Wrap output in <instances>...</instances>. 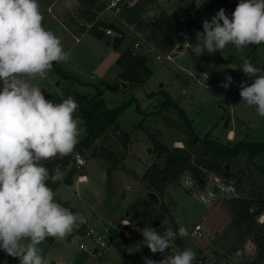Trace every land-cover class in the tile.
<instances>
[{
  "label": "rangeland",
  "instance_id": "1",
  "mask_svg": "<svg viewBox=\"0 0 264 264\" xmlns=\"http://www.w3.org/2000/svg\"><path fill=\"white\" fill-rule=\"evenodd\" d=\"M113 1L117 2L101 0L105 9L97 13L96 8L85 6L80 0H38L44 27L60 38L64 50L69 53L67 61L59 62L57 68L60 73L73 78H63L59 72L53 71V67L44 78L37 76L31 83L41 88L45 98L56 101L59 97L65 99L71 96L75 99L73 94L76 92L92 98L100 91L110 109L135 99L119 118L118 127L113 126L109 135L97 142L99 146L119 153L125 169L114 172L109 182L107 170L111 166L110 161L104 158L92 159L91 151L87 157L77 155L67 169L55 170V175L60 177L56 181L60 183L55 192L56 197L72 212H79L86 218L84 232L94 230L96 233L110 235L123 232L138 238L142 236L140 230L148 226L158 232L162 230L160 233H163L166 228L177 231L181 225L190 228L202 223L206 234L204 238L177 236L173 248L178 252L191 248L196 253L197 261L203 259L205 264H209L210 260L216 261V264H264V260L258 258L256 242L251 235L244 244L236 245L238 232L232 229L233 215L226 206L227 200L214 205L211 202L204 203L198 199L197 194L182 185L185 175L180 185L168 186L162 195L148 180L142 178L154 163L163 162L155 151V140L170 148L182 149L189 138L186 128L190 127L186 119L181 118L173 106L163 109L165 102L177 104L185 112L186 118L192 121V130L200 138L209 133L211 139L228 145H234L239 140L264 141V117L257 114L255 107L243 103L241 96L236 97L221 86L226 83V76H231L233 82L240 85L242 82L250 85L252 78L241 69L232 70L227 66L231 64L240 67L243 59H248L255 67L264 70V46L249 45L237 51L234 45L229 44L222 52L205 53L202 58L199 57L205 60L209 58L211 67L222 79L218 83L210 72L206 73L208 78H205L204 72L195 66L191 46L187 44L197 40V32H203L204 19L210 21L223 8L213 4L216 0H198L201 5L199 8L196 2L193 4L203 17L194 28L182 32L183 38L169 52L149 42L147 37L150 30H144V27L162 15L170 16L178 12L181 0H150L143 12V29L131 26L125 20V7H132L139 0H122L120 11L113 9ZM228 1L233 3L234 8L239 2ZM225 12L231 18L232 13L226 9ZM93 16L95 21L89 23V18ZM99 21L104 22L108 28L123 31L125 39L119 48H115L113 41L106 35L104 39L94 35V24ZM105 29L107 27L99 28L101 32H105ZM136 41H140L141 46L135 50L133 46ZM126 49L134 50L138 56H146L153 75L144 85L134 88H129V83H125L126 88L119 85L120 69L117 60ZM170 53L173 61L157 60L158 55ZM74 115L80 127L85 130L78 108ZM231 130L236 132L238 141L227 140ZM123 132H127L130 138L126 148ZM85 134L86 131L79 137V141ZM189 149L198 152L201 146ZM66 156L58 155L54 158ZM74 168L77 171L70 178L72 185L69 186V173ZM232 170L240 174L235 181L243 179L241 189L244 194L249 193L251 186L264 187V153L252 162L247 155H240L234 161ZM84 178L86 181H83ZM151 194L155 196L151 197ZM143 201L151 203L144 215L147 222L137 225V215H143L145 206L133 205ZM162 205L168 211H164ZM80 241V235H68L60 240L54 239L53 242L45 240L38 247L48 264H130L115 244L109 242L105 251L101 252L102 255L98 256L92 254L94 243L91 238L83 239L88 251L79 249ZM139 251L140 246L136 245L129 249L128 254ZM172 251L170 248L164 253L154 254L150 250L145 257L159 264ZM0 264H5L1 253Z\"/></svg>",
  "mask_w": 264,
  "mask_h": 264
},
{
  "label": "clouds",
  "instance_id": "2",
  "mask_svg": "<svg viewBox=\"0 0 264 264\" xmlns=\"http://www.w3.org/2000/svg\"><path fill=\"white\" fill-rule=\"evenodd\" d=\"M196 6L199 8L198 0ZM203 32L191 46L193 54L222 52L229 44L241 51L249 45L264 44V0H239L231 18L221 8L209 21L204 19ZM69 53L61 40L43 25L38 0H0V250L18 258L19 264H48L38 247L47 238L63 239L86 218L56 201L48 186L60 177L49 173L42 161L73 153L85 131L75 118L76 100L69 96L60 103L46 99L41 88L31 83L44 78L53 63L67 61ZM252 78L242 82V102L255 107L264 117V70L243 59L240 67ZM233 82L226 76L228 88ZM234 181L219 184L221 192H234ZM210 198L215 194L208 192ZM141 231L152 253L172 249L159 264H199L191 248L176 251L177 236H188L186 227L163 233L153 227ZM145 264H158L144 258Z\"/></svg>",
  "mask_w": 264,
  "mask_h": 264
},
{
  "label": "trees",
  "instance_id": "3",
  "mask_svg": "<svg viewBox=\"0 0 264 264\" xmlns=\"http://www.w3.org/2000/svg\"><path fill=\"white\" fill-rule=\"evenodd\" d=\"M85 6L96 8L97 13L102 12L105 6L101 4V0H80ZM196 0H181L182 5L178 12L172 15H162L156 20L146 24L144 30L149 29L150 35L147 37L149 42L156 45L158 48L166 51H172L178 44L179 40L183 38V31L188 32L194 28L197 22L203 17L199 10L195 9L193 4ZM150 3V0H139L132 7H125V20L127 24L131 26H137L138 29H143L144 20L143 12L144 8ZM214 5H219L224 9L233 13L235 8L232 2L228 0H216ZM95 21V16L89 18V23ZM101 26L109 27L104 22H97L94 24V35L99 39H104L106 33L101 32L99 28ZM84 29V28H83ZM123 40L113 41L115 48H119L122 45ZM196 40H192L194 44ZM264 46V44H261ZM205 55V54H204ZM192 58L195 60V66L204 73L210 72L213 75V79L216 82H222L220 76L211 67V61L209 58L199 59V56L192 53ZM202 58V57H201ZM204 58V57H203ZM118 69H120L119 81L122 83H129V88L138 87L147 83L153 75L152 70L148 67V61L146 56H138L136 52L130 49L123 51L122 55L117 60ZM58 63H53V71L59 72ZM60 73V72H59ZM63 78H71L64 73H60ZM122 81V82H121ZM116 86L115 88H117ZM76 102L78 103V109L83 118V126L86 134L82 140H80L73 151L64 158H54L46 161H42L43 165L49 170L50 175L55 174L57 168L67 169L73 157L75 156H86L91 151V158L94 160H100L102 158L110 161L111 166L107 170L108 181L112 180L113 173L118 170H124L125 166L121 155L116 151L109 150L105 146H99V140L109 135L113 126L118 127V121L125 110L130 107L135 99H130L124 102L119 107L110 109L106 106L103 99V93L98 92L92 98H87L85 95L80 93H74ZM153 94L150 95V97ZM69 97V96H67ZM66 97V98H67ZM63 98L59 97L56 99L57 102H62ZM170 106L177 108L181 118L186 119V124L190 128H186V134L188 135V141L185 148H170L159 140H155V151L158 158L163 159L162 163H154L142 176L143 179L148 180L150 185L154 187L162 195L164 190L168 186H178L182 182L184 175L192 174L195 176H201L204 171L219 174L228 181L237 179L240 174L232 170L234 161L240 155H247L248 159L252 162L261 153H264V142H250L241 140L234 145L223 144L217 140L211 139L209 133L204 137L200 138L192 130V121L186 118L185 112L178 108L177 104L164 103L162 108L167 109ZM139 111V104L137 107ZM124 147H127L129 142V134L123 132ZM98 142V143H97ZM98 145V146H97ZM201 146L200 151L192 152L189 148L195 146ZM89 157V156H88ZM77 171L74 168L69 173L68 185H72L70 178ZM236 185L241 189L243 185V179L239 178L235 181ZM48 186L53 189L54 192L59 188L60 183H53L50 179L48 180ZM56 201L65 205L55 197ZM226 206L233 215V231L237 233V246L242 245L246 242L248 236H252L256 242L258 249L259 260H264V224L258 223V217L264 212V187L251 189L246 197L243 199L228 198L226 199ZM151 203L148 201L139 202L133 206H145L143 215L138 214V223L140 225L143 222H147L144 219V215L148 212ZM164 211L168 209L162 205ZM256 207L255 214H251V209ZM85 224L80 225L76 228L69 237L76 235H82L85 232ZM160 230L159 232H161ZM114 239L112 244H115L117 248L125 254L130 264H143V258L146 253L150 251L145 246L144 237L138 236L134 238L132 236L127 237L123 232H115L113 234ZM47 241L53 242V238H47ZM140 246V251L134 254H128L130 248L134 246ZM7 256L8 264H19L18 258Z\"/></svg>",
  "mask_w": 264,
  "mask_h": 264
},
{
  "label": "built area",
  "instance_id": "4",
  "mask_svg": "<svg viewBox=\"0 0 264 264\" xmlns=\"http://www.w3.org/2000/svg\"><path fill=\"white\" fill-rule=\"evenodd\" d=\"M120 3L122 4V0H117L113 1V9L120 11ZM106 33V37L109 38L112 41L115 40H124L125 39V34L123 31L120 29H113V28H107L104 30ZM141 46L140 41H136V43L133 46V49H139ZM134 51V50H133ZM135 52V51H134ZM157 60H166V61H173L172 54H167V55H158ZM205 78H208V75L206 73L203 74ZM232 95L239 97L240 96V84L238 82H232L230 86L227 88ZM54 103H59L55 100H52ZM233 181V180H231ZM227 179H225L223 176L211 172L204 171L203 174L199 176H195L192 174L185 175L182 185H184L185 188L190 189L193 191L195 194H197V197L199 200L203 201L204 203H210L212 205L222 202L223 200H226L229 198V194L221 192L220 188L218 187L219 184H229ZM234 187V192L230 194V198H237V199H243L246 197V194L240 189L237 185L236 182L234 181L233 184ZM212 192L215 194V198H210L207 193ZM256 207H253L251 209V214H255ZM258 223L259 224H264V212L258 217ZM186 227V226H184ZM188 231V236L193 237L196 239H202L206 236L205 234V229L202 223H198L190 228L186 227ZM126 235V234H125ZM82 241L79 243V249L82 251H87L88 246L86 243L83 242V239L88 237L91 238L93 243H94V248H93V254H95L96 250L99 251V255H102V251H105L108 243L110 242V238L114 236L110 235L108 233H96L94 230H89L86 231L84 234L80 235ZM127 237L128 234L126 235ZM199 264H205L203 259L198 260ZM209 264H216V261L210 260Z\"/></svg>",
  "mask_w": 264,
  "mask_h": 264
},
{
  "label": "crops",
  "instance_id": "5",
  "mask_svg": "<svg viewBox=\"0 0 264 264\" xmlns=\"http://www.w3.org/2000/svg\"><path fill=\"white\" fill-rule=\"evenodd\" d=\"M231 134H233V136L231 135ZM202 136H204V135H202ZM227 140H229V141H238L237 140V134H236V132L234 131V130H231V131H229L228 132V135H227ZM239 141H241V140H239ZM247 141V140H246ZM259 142H264V141H259ZM70 235V234H69ZM55 238H53V240H54ZM73 242V241H72ZM94 248V247H93ZM88 251V250H87ZM94 250H92V252H93ZM0 253H1V256L3 257V259H4V262H5V264H8V260H7V256L4 254V252H3V250H1L0 251ZM99 253V251L98 250H96V252H95V254H93V255H98V256H101V255H99L98 254ZM147 255V254H146Z\"/></svg>",
  "mask_w": 264,
  "mask_h": 264
},
{
  "label": "water",
  "instance_id": "6",
  "mask_svg": "<svg viewBox=\"0 0 264 264\" xmlns=\"http://www.w3.org/2000/svg\"><path fill=\"white\" fill-rule=\"evenodd\" d=\"M122 85H123L124 88L127 87V85L125 83H122ZM153 196H155V195L154 194H151V197H153ZM112 241H113V237L110 238V242H112Z\"/></svg>",
  "mask_w": 264,
  "mask_h": 264
},
{
  "label": "bare ground",
  "instance_id": "7",
  "mask_svg": "<svg viewBox=\"0 0 264 264\" xmlns=\"http://www.w3.org/2000/svg\"><path fill=\"white\" fill-rule=\"evenodd\" d=\"M233 136V134H231ZM83 181H86V178L83 179Z\"/></svg>",
  "mask_w": 264,
  "mask_h": 264
}]
</instances>
